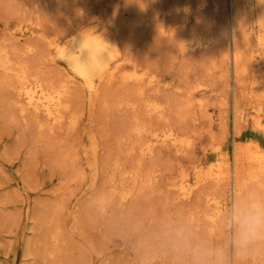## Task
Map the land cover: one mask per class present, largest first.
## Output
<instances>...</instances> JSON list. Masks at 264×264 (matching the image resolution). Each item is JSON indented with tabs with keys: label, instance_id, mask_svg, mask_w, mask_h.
I'll return each mask as SVG.
<instances>
[{
	"label": "rangeland",
	"instance_id": "obj_1",
	"mask_svg": "<svg viewBox=\"0 0 264 264\" xmlns=\"http://www.w3.org/2000/svg\"><path fill=\"white\" fill-rule=\"evenodd\" d=\"M183 5L188 6L187 11L182 9ZM228 10L227 0H207L203 5H199V0H63L53 10L40 14L39 19L44 24L39 28L40 32L51 34L65 28V40L69 45L78 33L115 37L120 41L123 56L131 63H123L125 69L122 64L121 70L114 75L116 78L113 76L99 84V92L94 95L91 105L82 84L79 81L71 83L67 115L77 114L78 122L72 128L66 119L53 133L38 135L35 128L17 114L9 119L2 103V98L8 94L0 90V264H190L192 249L185 246L184 241V236L189 233L194 237L191 241L193 247L223 245L224 256L220 264H232V248L227 244L230 235L227 215L222 213L214 221L210 220L207 215L214 206L206 201L210 196L230 199V185L206 181L187 201L179 200L176 189L166 185L176 181L181 170L187 173L190 181H194L197 177L195 172L204 173L211 164L222 161L225 153L230 152L234 139L241 145L254 142L264 148V133L252 123L258 110L264 118V64L254 60L253 42L240 39L242 58L238 74L235 73ZM15 22L16 17L9 15L1 6L0 36L3 33V36H8ZM191 32L211 35L215 39L196 51L178 52L175 48L178 37ZM37 44L45 55L39 62L42 74L53 79L67 74L64 62L55 55V60H50L46 44L41 41ZM16 45L20 47L21 43ZM40 56L34 54L32 63H36ZM131 60L148 68L156 80L150 83L146 77L142 81L131 82V85L130 81L123 82L120 74L132 69L130 66L135 62ZM198 83L201 85L196 86ZM138 88L142 99L131 105L122 102L124 108L115 104L118 99H128V94ZM235 96L239 110L249 113L247 120L238 121L236 134ZM164 97L168 102L159 110L160 113L144 108V100H162ZM184 102L187 115L182 118L177 107ZM130 112L146 118L148 126H154L155 122V126L164 123L179 126L187 137L188 145L171 147L156 143L152 153L142 157L144 167L153 162L159 169L155 191L147 187L134 189L121 202L116 201V196L104 213H94L89 207L96 198L94 194L98 197L102 190L108 188L106 171L102 173L106 164L117 161L122 171L135 158L136 153L129 154L127 150L133 138L128 132ZM92 139L96 144L94 152ZM63 147L77 150V154L73 153L75 163L81 168L78 180H69L68 165L65 168L57 159L58 148ZM90 161H93L92 165ZM102 175L105 178L102 179ZM100 180L105 181L107 187L100 184ZM126 181L128 183L125 184L129 185L130 180ZM116 182L119 183L117 179ZM260 190L259 183L250 181L243 196ZM54 202L63 204L55 216L63 247L50 255L43 252L46 243L50 246L45 219L50 218L49 209ZM143 248L146 258L142 256ZM243 256L238 264H264V245L256 246Z\"/></svg>",
	"mask_w": 264,
	"mask_h": 264
},
{
	"label": "bare ground",
	"instance_id": "obj_2",
	"mask_svg": "<svg viewBox=\"0 0 264 264\" xmlns=\"http://www.w3.org/2000/svg\"><path fill=\"white\" fill-rule=\"evenodd\" d=\"M25 1L26 0H0V7L2 6V8L9 15L16 17V22L9 29V35L5 37L3 36L4 35L3 33V35L0 36V90L7 92L8 94V96L6 95V97L2 98V103L6 107V110H7V117L11 119L12 117H14L15 114L19 115L20 117H23L26 122L30 123L35 128L38 135H42L45 132H47V134L51 132L53 133V130L55 128L60 127L66 121V119H68L69 125L73 128V126L78 122L77 121L78 116H76L77 114L76 115L71 114L70 112H69L70 113L69 116L67 115V110L69 108L68 95L71 97V95L69 94L70 84L73 83L74 81H79L82 84L81 86H83L85 90L87 91V100L89 102V105H91L94 95L97 92H99L97 91L99 84L104 80H107V81L111 80L113 76L115 75L116 71L121 70L120 68L122 67V64L125 62H129L130 59L125 58L123 56L124 53H123V49H122L119 39L112 37V36L111 37H108L106 35L105 36L103 35L102 36L101 35L91 36L90 34L78 33L73 37L72 44L69 45L67 44L65 40L66 38L64 34L65 28L64 29L60 28L56 32L51 33V34L40 32L41 29L39 30V28H41L44 25V24H41V20L39 19L40 14L43 11L53 10L56 4L59 2H62L63 0H29L28 2L27 1L25 2ZM206 1L207 0H199V5H203ZM227 2H228V9H229L227 11L228 19H229L228 23L230 27V33H231L230 34L231 36L230 45L232 49L231 58H232V63H233L232 66H234L233 68H235V73L238 72V69L240 67V59L242 58L241 57V46L242 45H240V42H239L240 39L242 40L247 39L253 42V46L256 52L254 60L257 61L258 63L264 64V0H227ZM187 5L182 6V9L184 11L188 10ZM223 15H225V11L223 12ZM64 17L66 16L64 15ZM99 34H101V30ZM36 37L38 38L35 40L34 38ZM214 39H215L214 36H211V35H205L201 33L198 34L197 32L196 33L191 32L189 34H186V35L183 34L179 36L175 43V48H177L176 50H178V52L179 51L184 52V53L188 51L193 52V51H196L198 49H201L203 47L210 45V43L213 42ZM39 41L44 42L46 44L45 49L46 51H48V54L50 55V60H55L54 59V55H55L56 57L60 58L64 62V64L66 65L65 71L67 74L65 75L60 74L61 76L57 75L58 77H56V79L47 77L46 75L42 74V72L40 71L39 62L40 60L44 58L45 55L42 54V50L38 47L37 42ZM16 43H21V46L18 47ZM34 54L41 55L39 60L36 63H32L31 61V58L32 56H34ZM131 61H134V60H131ZM136 63L137 62H135V64L133 63L134 65L130 66L132 67L131 70L128 69L129 67L126 68V70H130V71L121 72L120 78L123 82L130 81V85H131V82H139V81H142L146 77L148 78L147 80H149L150 83L156 80L155 79L156 76L150 73L148 68L142 67L143 65L141 66ZM124 65L125 64H123L122 68H124ZM155 71H156V68H155ZM56 74H59V73H56ZM171 79H172V76H171ZM115 81H114V84H115ZM107 84L108 83L106 82V85ZM159 84L161 85L163 83L159 82ZM200 85L201 84L199 83L196 84V86H200ZM133 91L134 92H130V95L128 94L129 96L128 99L123 100V98L120 96L122 100L118 99V101L116 102L114 100L113 101L115 102L116 105H119L122 102L124 104H130V105L134 104L135 102L139 101L138 99H142V97L140 96L142 93H141V89L139 88ZM70 92H71V89H70ZM116 94L118 93L116 92ZM155 94L159 95L158 93H155ZM124 95L126 96V93ZM122 96H123V92H122ZM144 101H145L144 108L146 110H150L153 112H156V111L159 112V110H162L163 106L168 102V100L165 97L162 100L153 99V100H147V101L144 100ZM141 107L143 108V106ZM186 107H187L186 102H184V104L182 103L179 104V106L177 107L178 111L181 113L182 118H185L187 115ZM259 111L260 110H258V113L253 117L252 123L254 127L262 130L264 133V118H262V115L261 113H259ZM82 112L84 113V111ZM158 112L156 114H158ZM248 115L249 113H246V112L242 113L239 110L238 101L236 100V96H235L234 98V125H235L234 133L235 134L238 132L237 131L238 121L240 119L247 120ZM130 118L131 119L129 120L130 122L128 125V132L130 133L131 136H133V138L131 142L129 143L130 146H128L127 150H129V154L136 153L134 154L135 158L134 160H132L129 167L122 171H121L120 164L117 161L107 163V164L105 163L106 169L104 168L105 169L103 170L104 172L102 171L101 172L105 173L106 171V181L108 183V188L106 190H102L101 188H99L102 191L100 192L99 190L100 194L99 192H97V195L99 194L98 197L95 196L94 194V197H96L95 199L93 195L91 196L94 200L93 201L91 200L92 203L90 202L91 204L89 207L93 210L94 213L105 211L106 208L108 207V204L113 202L112 200H114L116 196L118 197L116 200L117 202L118 201L121 202L125 200L129 195H131L134 189L140 190V189H143L144 187L145 188L147 187L150 191H153V189L155 191V187H158L157 172L159 169L157 168V165L153 162L152 163L148 162L149 165L144 167L143 166L144 163H142V157L144 155L151 154L155 147L154 145L156 143L163 144L164 146L168 144L171 147L172 146L184 147L188 145L187 137L185 133L180 129L179 126H178L179 129L167 123H164L162 125L158 124V126H155L156 122L155 124H153L154 126L152 125L148 126L146 122V118L144 119V117L139 116L137 114H132ZM161 119L163 121V118ZM88 139L90 140L91 138H88ZM93 139L91 143V149L94 152L96 148V144H93ZM88 147H90V144L88 145ZM58 150L59 152H58L57 159H59L61 163L65 165V168L67 165L69 167V175H68L69 180L71 181L78 180L79 176L81 175V168L75 163V155L73 153L74 150L71 151L72 149L69 147L68 148L63 147L62 149L58 148ZM76 151H74L75 154H77ZM90 154L92 155V153ZM94 156L96 159L97 158L96 155ZM148 161H150V159H148ZM92 162L90 165H92ZM92 167L95 168V166H92ZM180 172H181L180 174L178 173L179 177L178 179H176V181L173 180L166 184L168 187H173V189L174 188L176 189V191L178 192V195L176 194V197L178 196L179 200L180 199L183 201L190 200L194 192L198 189V187L204 184V182L206 181L207 182L212 181L216 184L225 183L227 185L228 184L230 185V192H231L230 199L228 197L227 199L221 200V199H217L216 196L215 197L210 196V197H207V199L205 198L208 203L213 204L214 206L213 210L208 215L206 213L207 217L210 220L214 221L215 218L218 216L220 217L222 213H226L227 215L229 207L232 204V202L235 199L243 196L244 189L250 181H255L259 183V187L261 189L260 191L264 192V148L254 142H247L246 144L241 145L239 142H237L234 139L230 152L225 153L222 161L220 163L218 161V163L211 164L207 171L205 172L203 171L204 173L196 174L195 172V175L197 177H194L196 178L194 181L189 180L188 175L187 173L184 172V170H181ZM90 174L92 176V173ZM101 178L103 179L105 178V176L103 177L102 175ZM92 179H91V182L93 181ZM116 179L119 181V183L116 182ZM127 179L130 180L129 185L125 184L127 182L126 181ZM104 182L100 184H103ZM105 183L103 185L106 186ZM97 187L99 186H96L95 188ZM135 194H136V191H135ZM62 208H63L62 203L60 202L52 203L51 208L49 209L51 213L48 215V217L50 218L45 217L46 218L45 222L47 224L46 226L49 230L47 240L49 241L48 243L50 244V246H48L47 243L45 244L43 248V252L45 254L52 255L54 253H57L59 252L60 247L62 246L60 244V241H61L60 226L55 217L56 213L60 212ZM210 208L212 209V207ZM154 232L156 233L155 230ZM142 250H143L142 256H145L144 248ZM243 254L244 253H241L240 251H237L236 249L232 248V258H231L232 264H238L239 261H242L240 259L244 257ZM144 258H146V256ZM148 260L150 259L148 258Z\"/></svg>",
	"mask_w": 264,
	"mask_h": 264
},
{
	"label": "clouds",
	"instance_id": "obj_3",
	"mask_svg": "<svg viewBox=\"0 0 264 264\" xmlns=\"http://www.w3.org/2000/svg\"><path fill=\"white\" fill-rule=\"evenodd\" d=\"M226 224L230 233L229 247L247 253L256 246L264 245V192L251 191L235 199L229 207ZM194 237L184 236L185 246L190 247V264H220L224 246H192Z\"/></svg>",
	"mask_w": 264,
	"mask_h": 264
}]
</instances>
